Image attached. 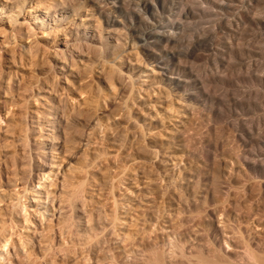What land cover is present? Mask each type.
Segmentation results:
<instances>
[{
  "label": "clouds",
  "instance_id": "1",
  "mask_svg": "<svg viewBox=\"0 0 264 264\" xmlns=\"http://www.w3.org/2000/svg\"><path fill=\"white\" fill-rule=\"evenodd\" d=\"M0 264H264V0H0Z\"/></svg>",
  "mask_w": 264,
  "mask_h": 264
}]
</instances>
